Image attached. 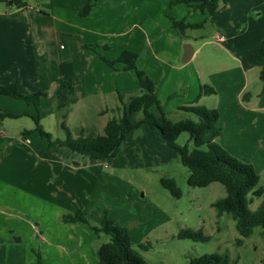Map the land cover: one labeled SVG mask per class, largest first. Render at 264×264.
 <instances>
[{"label":"rangeland","instance_id":"rangeland-1","mask_svg":"<svg viewBox=\"0 0 264 264\" xmlns=\"http://www.w3.org/2000/svg\"><path fill=\"white\" fill-rule=\"evenodd\" d=\"M26 1L24 16L40 24L44 33L45 53L33 65L42 73V90L47 94L41 96L38 108L24 99L0 95V113L15 115L0 116V264H38V260L44 264V251L56 245L67 248L76 264H84L86 255L76 248L83 240L90 246L88 264H99L100 244L109 236L97 235L87 223L82 225L86 232H79L76 240L54 244L45 240L46 226H55L56 220L63 224L62 215L76 209L85 211L93 225H99L107 211L128 228L133 247L148 264H188L193 257L215 252L228 253L231 264H264V227H256L238 244L236 221L229 213L218 214L213 206L226 196L225 187L219 182L191 186L178 151L160 141L149 125L128 133L114 157L98 159L50 145L37 129L36 119L39 116L52 141L67 137L63 120L74 137L82 129L85 135L102 134L107 121L118 115V92L127 99L128 94L141 91L135 72L123 70L121 63L113 69L102 56L117 60L135 55L139 70L155 85L156 104L165 106L173 122L194 118L178 107L193 102L199 83L218 91L198 102L209 109H217L223 98L213 80L223 90L242 84V99L250 109L225 110L229 138L218 137L217 142L244 140L256 155L246 152V159H239L254 167L264 187V90L256 60L264 39V14L247 16L253 7H264V0H231L227 15L219 8L211 17L201 12L193 17L190 6L179 3L173 8L171 0ZM88 2L93 4L89 14L79 15ZM181 18L206 22L187 29L183 36L174 26ZM216 33L224 35L230 47L218 49L223 41L214 39ZM186 43L193 47L187 60ZM107 70L120 90L100 94L96 77ZM57 75L66 78L58 80L59 88L51 79ZM189 138L188 132H181L177 143ZM163 178L175 180L179 197L163 186ZM263 200L264 194L255 197L250 208L256 209ZM186 229L202 231L207 239L179 237ZM48 255L62 259L56 250Z\"/></svg>","mask_w":264,"mask_h":264},{"label":"trees","instance_id":"trees-1","mask_svg":"<svg viewBox=\"0 0 264 264\" xmlns=\"http://www.w3.org/2000/svg\"><path fill=\"white\" fill-rule=\"evenodd\" d=\"M171 1L174 4H188L207 17H211L219 9L221 2L227 0ZM8 4L17 7L28 6L26 0H9ZM92 6L93 4L88 2L79 11V15L86 16ZM205 22L206 19L202 22L186 24L185 19H181L176 21L174 26L181 35L185 36L187 29L203 27ZM102 59L113 69H118L116 63H122L123 69L134 71L139 79L141 91L128 94L127 99L125 93L118 92L121 103V107L117 108L118 115H114L107 121L102 134L85 135V131L82 129L79 135L74 137L63 120L62 127L67 130V137L64 140L52 141L51 135L45 132L39 124L38 116L36 118L37 129L41 136L48 138L50 145L65 146L81 154L104 159L116 155L128 133L147 124L155 131L160 141L178 151L181 163L189 170L188 183L191 186H207L213 182H219L225 187L226 196L214 202L213 206L217 209L218 214L229 213L236 221V228L240 235L237 239L238 244H242L244 238L250 236L256 227H264V200L254 210L249 206L255 197H261L264 194V187L260 185V175L251 164L242 162L217 142V138L221 134V126L218 122L219 111L198 104L200 97L216 94L217 89L209 84L200 85L196 100L191 104L178 107L193 115L194 118L173 122L167 117L165 106L160 103L156 104L155 85L143 71L139 70L135 55H124L117 60H110L102 56ZM256 60L264 90V39L257 48ZM0 95L24 99L27 104L38 108L44 93L40 90L28 94L23 93L18 87V82L15 81L11 84L0 85ZM155 104L156 108L152 110ZM4 115L15 116L12 113H0V116ZM181 132H188L190 135V140L182 145L177 143V137ZM190 141L193 142L192 145ZM162 184L174 196L181 195L174 179L163 178ZM61 219L64 223H87L97 235L105 233L109 236L108 241L100 244L99 264H148L142 254L133 247L128 228L111 219L107 211L102 214L99 225L91 224L87 213L82 209L65 213ZM178 236L193 240L207 239L202 231L191 229L181 230ZM38 264L43 263L38 260ZM188 264H231V258L226 252H215L193 257Z\"/></svg>","mask_w":264,"mask_h":264},{"label":"crops","instance_id":"crops-1","mask_svg":"<svg viewBox=\"0 0 264 264\" xmlns=\"http://www.w3.org/2000/svg\"><path fill=\"white\" fill-rule=\"evenodd\" d=\"M8 1L9 0H0V85L11 84L16 81L18 82L19 89L23 93L28 94L40 90L44 93L45 96L47 92H44L42 90L44 88L43 83H41V79H43L42 73H38V70L33 65L36 62V57L41 56L40 53H45V48L43 49V43H42L44 33L40 29V24L38 25L36 23H33L31 22V19L28 18V16L26 15L24 16L25 11H27V6L15 7L13 5H9ZM222 3L224 4L220 5L219 8L223 10L222 12L223 15H227L230 11V8L228 7H230L233 1L227 0L226 2H222ZM176 7L177 6L174 4L173 8ZM191 9H192L193 17L196 16L197 12H200L199 10H196L195 7H191ZM262 14H264V7H253L251 13L248 12L247 16L262 15ZM38 18H36L35 21L38 20ZM228 21L231 22L232 18L229 17ZM185 23L188 24L193 22H190L185 19ZM216 34H220V33H216ZM225 47L226 48L230 47L229 43H227L226 41V37L223 40L222 45L218 44L217 48L221 49ZM121 68L123 69L122 63H121ZM125 71L134 72L131 70H125ZM88 74L89 73L84 74L85 78L88 77ZM114 77H115L114 74H111L108 70L100 75H97L96 79H98L100 81L99 84H101V86H99L98 88L99 91L97 92L100 94H106V93L110 94L116 91L118 92L120 90V85L118 81L117 82L114 81ZM51 79H52V84L57 86V88H59L61 85V82L59 84L58 80H66V78L62 77L61 75L52 76ZM90 79H94V78L92 77ZM213 82H215V84L218 86L219 92H221L223 95V98L220 99V105L216 107L219 111L218 122L219 125L221 126V134L219 135V137L223 138L224 136H226L225 138H229V136L226 133V122H225L226 112L233 109L236 111V109L238 108L245 111L250 109L248 108V104L245 103L242 99V94L245 90V85L241 84L240 86L233 87L232 89L225 88V90H223L219 81L213 80ZM200 85H202V83H199V85H197L198 89L197 86L195 87V93H193L194 92V88H193V92H192L193 99H191L193 100V102L196 100L199 94ZM208 96L210 95H205L200 97L199 101L207 98ZM232 103H235L237 107L236 106L232 107L233 105ZM107 110L108 109L106 108L105 110H103V112ZM241 134L242 131L240 130V135ZM221 144L232 155L238 158L246 159L245 157L247 156L246 152H249L250 156L252 155V157H255L256 155V153H254L253 151L247 148L245 141L242 139H238L235 143L224 139V141H222ZM54 223L56 224L55 226L48 225L44 229L46 234L45 236L47 237L46 239L45 238L44 239L49 244L50 243L54 244V241L57 240H61L62 243L66 241L76 240L77 236L79 235V232L80 234H84L86 232L85 231L86 228L82 226L84 225L82 222L59 224L58 221L56 220ZM56 246L47 248L46 251H44V253L46 252L47 255V257L43 258L44 264H76L77 263L75 259L71 257V253L67 251V248L62 249V247L60 246L56 247ZM76 248L84 252V254L86 255L84 264H88L89 262L88 250L90 249V246L83 240L77 243ZM52 250H56L60 255H62V259H60L59 257H56L55 259L51 258L50 255H48V253L51 252ZM64 255L68 257L66 258L64 257Z\"/></svg>","mask_w":264,"mask_h":264},{"label":"water","instance_id":"water-1","mask_svg":"<svg viewBox=\"0 0 264 264\" xmlns=\"http://www.w3.org/2000/svg\"><path fill=\"white\" fill-rule=\"evenodd\" d=\"M193 55V47L190 43H186L185 44V60L191 58V56Z\"/></svg>","mask_w":264,"mask_h":264},{"label":"built area","instance_id":"built-area-1","mask_svg":"<svg viewBox=\"0 0 264 264\" xmlns=\"http://www.w3.org/2000/svg\"><path fill=\"white\" fill-rule=\"evenodd\" d=\"M214 39L216 40V41H223L224 39H225V36L224 35H222V34H216L215 36H214Z\"/></svg>","mask_w":264,"mask_h":264}]
</instances>
